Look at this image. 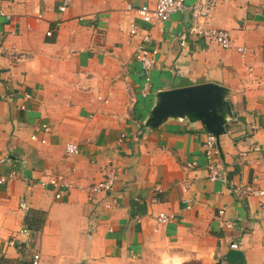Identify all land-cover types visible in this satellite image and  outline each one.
<instances>
[{
  "label": "crops",
  "instance_id": "crops-1",
  "mask_svg": "<svg viewBox=\"0 0 264 264\" xmlns=\"http://www.w3.org/2000/svg\"><path fill=\"white\" fill-rule=\"evenodd\" d=\"M217 2L206 26L228 33V49L194 33L189 12L143 23L135 9L156 0H0V258L264 264V197L240 192L264 190V0ZM141 45L158 52L147 92ZM205 83L227 91L216 143L227 182L208 178L199 120L146 126L158 92ZM105 167L114 190L89 194ZM51 176L73 184L59 200ZM160 213L173 219L159 225Z\"/></svg>",
  "mask_w": 264,
  "mask_h": 264
},
{
  "label": "built area",
  "instance_id": "built-area-1",
  "mask_svg": "<svg viewBox=\"0 0 264 264\" xmlns=\"http://www.w3.org/2000/svg\"><path fill=\"white\" fill-rule=\"evenodd\" d=\"M217 3V0H196L192 4H188L187 0H156L154 6L149 7L148 5H141L135 9V13L138 19H140L143 23L150 25L156 22H165L171 15L174 14H185L186 12H189L195 23L194 28H192V31L194 33L213 41L215 44L224 49H228L232 47L231 38L228 33L224 30L211 29L206 26V21ZM59 10L63 12L65 8L60 7ZM55 25L59 26V23H56ZM136 29L137 28L135 25H131L132 34L136 32ZM45 35L47 37L52 36V30H48ZM148 39L149 34H146L142 39V44H145ZM183 44L184 43L181 42V45ZM236 50L241 57H244L247 53L244 47H237ZM157 53L158 52L156 48H148L141 45L138 49V52L134 55V60L140 64L141 70L144 75L143 85L146 92L150 87V71L155 64V57ZM21 58H23V56H21ZM144 96H146V93ZM26 98L29 97L27 96ZM42 128L44 132L49 131V128L45 125H43ZM31 140L35 141L36 136L32 135ZM42 143H44V141H42ZM205 149L206 158L209 162V180L227 182L223 167L217 159L218 152L216 150V139L214 136L208 134L205 143ZM254 151H259V149L256 147L254 148ZM64 152L67 156H76L79 153V148L75 144H68L66 145ZM240 156L244 158L245 153L240 154ZM192 166L193 165L188 164V168H191ZM116 172V169L110 167H105L104 169H102V180L89 186L87 192L92 195L99 193H112L117 180ZM13 175L14 173L8 175V177L12 178ZM4 182L5 179L0 178V184ZM43 184L52 188L56 200L63 198V196L73 188V184L64 179L62 176L48 177ZM240 192L243 194H251L256 197H264V190H252L250 187L244 188L240 190ZM110 207L111 204L106 205V208L109 209ZM220 213H222V211ZM172 219L173 217L171 215L160 213L156 220L159 225H163L170 222ZM231 247L236 248L237 245L232 244ZM38 263L39 254L34 253L31 257V264Z\"/></svg>",
  "mask_w": 264,
  "mask_h": 264
},
{
  "label": "water",
  "instance_id": "water-1",
  "mask_svg": "<svg viewBox=\"0 0 264 264\" xmlns=\"http://www.w3.org/2000/svg\"><path fill=\"white\" fill-rule=\"evenodd\" d=\"M226 93L225 88L211 83L160 91L146 126L157 128L169 118L188 117L199 120L218 144L225 133L226 115L230 114Z\"/></svg>",
  "mask_w": 264,
  "mask_h": 264
},
{
  "label": "trees",
  "instance_id": "trees-1",
  "mask_svg": "<svg viewBox=\"0 0 264 264\" xmlns=\"http://www.w3.org/2000/svg\"><path fill=\"white\" fill-rule=\"evenodd\" d=\"M39 219L41 218L40 213L38 214ZM29 260L27 257L22 258L17 264H29ZM0 264H12L10 261H7L6 259L0 258Z\"/></svg>",
  "mask_w": 264,
  "mask_h": 264
}]
</instances>
